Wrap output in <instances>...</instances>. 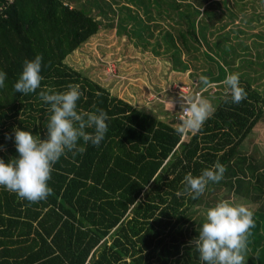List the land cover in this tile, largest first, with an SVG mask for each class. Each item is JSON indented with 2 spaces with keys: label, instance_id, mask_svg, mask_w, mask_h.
<instances>
[{
  "label": "trees",
  "instance_id": "1",
  "mask_svg": "<svg viewBox=\"0 0 264 264\" xmlns=\"http://www.w3.org/2000/svg\"><path fill=\"white\" fill-rule=\"evenodd\" d=\"M120 1L0 0V71L7 73L6 86L0 88V159L7 163L18 156L16 128L46 138L50 113L39 99L45 87L62 92L77 84L83 93L78 109L99 108L110 117L99 147L89 144L83 154L67 153L53 166L48 181L53 194L46 201L29 203L0 187V264H202L189 242L199 235L202 213L226 195L219 189L234 191L245 202L264 201V140L258 133L264 124V0H253L252 11L261 18L247 23L263 26L251 32L258 34L252 60L238 50L247 44L237 41L241 26L234 40L233 29H227L230 53L221 47L220 32L209 38L224 16L233 25L237 17L245 19L247 0H235L241 17L227 0ZM98 16L112 25L116 17L120 36L168 55L174 71H193L195 93L208 92L216 109L199 132L188 139L177 135L180 113H171L165 103L133 104L67 62L99 32ZM37 54L43 57L41 88L27 96L16 93L24 60ZM228 72L239 73L247 92L239 104L225 103L224 88L212 91L199 82L203 75L223 87L220 81ZM217 160L226 167L224 178L210 183L197 199L184 194V176H198ZM251 259L264 264V252Z\"/></svg>",
  "mask_w": 264,
  "mask_h": 264
},
{
  "label": "clouds",
  "instance_id": "2",
  "mask_svg": "<svg viewBox=\"0 0 264 264\" xmlns=\"http://www.w3.org/2000/svg\"><path fill=\"white\" fill-rule=\"evenodd\" d=\"M42 59V55L37 54L34 59L24 60L22 73L13 86L16 93L27 96L41 88ZM6 79L7 73L0 71V88L6 86ZM199 82L204 89L217 86L203 75L199 77ZM220 84L224 88L225 103L239 104L247 98V92L240 86L239 73L228 72ZM82 96L77 84L67 85L62 92L48 87L39 91V99L48 105L50 113L45 126L46 138L34 136L30 131L14 129L18 156L7 163L0 159V187L29 203L46 201L53 194L48 181L53 166L60 158L67 153L73 156L83 154L89 144L100 146L109 130L106 121L110 117L95 106L94 111L78 109L77 102ZM215 110L212 102L203 96L182 97V118L174 131L177 135L199 132ZM7 138L12 137L8 135ZM225 172L226 167L217 160L198 176L188 173L182 181L183 193L197 199L210 183H219ZM202 215L204 222L199 235L189 242L195 246L202 264H246L249 238L256 227L251 207L223 199Z\"/></svg>",
  "mask_w": 264,
  "mask_h": 264
},
{
  "label": "rangeland",
  "instance_id": "3",
  "mask_svg": "<svg viewBox=\"0 0 264 264\" xmlns=\"http://www.w3.org/2000/svg\"><path fill=\"white\" fill-rule=\"evenodd\" d=\"M65 1L69 2L70 0ZM109 1L112 2L113 0ZM125 1L126 0H121L120 3H124ZM247 1V11L243 12L245 19L241 20L237 17V20L235 21L236 23L233 25L231 24V19H224V17H228L224 16L222 21H216L215 26L212 28L214 32L213 34H209V38L215 39L216 34L220 32L221 38L219 37L218 39L223 42L221 47L225 48L230 53L231 50L228 49H230L231 43L228 42L227 32L228 30L230 31L233 29L231 31V37H233L234 40L235 35H237L235 30L237 29V26H241V29H244V31L238 29V32L241 34L238 36L237 41L245 40L247 44L240 46L238 50L245 52V54L242 55V58L245 57L252 60L255 56L251 53H255L256 43L254 40L258 34L253 35L251 32L255 33L259 31L263 28L262 25L264 24H254L253 27L247 25L249 21L254 22L256 20L258 22L261 18L257 12L252 11L253 0ZM219 3L223 4V0H219ZM212 4L214 5V10L216 9L217 12L220 13L219 8H215L216 3ZM226 4L240 17L243 15V13L240 12L239 7L236 5L235 0H227ZM113 5L117 7L118 4L114 3ZM223 8L224 7L220 9ZM258 10H261V8L258 7ZM227 13L230 14V11ZM98 18L102 19V25L99 32L92 36L83 46L75 50L68 57L67 62L72 67L83 71L87 75L89 74L92 78L109 88L112 94L129 100L133 104L147 107L152 105L156 107L158 102H163L171 113H181L182 97H180L175 91L182 93L185 90L188 92L189 96H193V93H195L196 90L194 82L196 83L197 81V78H194L195 76H192L191 74L193 71H191V69L184 73L174 71L171 67V63L167 60L168 55L156 54L152 52L150 47H137L132 41L128 40L127 36H120L116 31V17L114 18L115 25H112L111 20L106 17L103 18L98 16ZM110 18H112L111 13ZM228 19L229 23L225 28H218ZM237 21H240V24H237ZM165 24L166 23H163L162 25ZM224 29L228 30L224 31ZM153 31L155 36L150 37L152 42L156 39L158 33L157 27L153 28ZM215 47L216 45H214V49ZM229 53L227 55H229ZM217 56L223 59V56L220 54H217ZM110 71H113L116 74H111ZM216 88L218 91L222 92L223 87L220 85H217L212 91H215ZM206 94H208V92H205L203 94L204 96L201 94V96L207 98ZM208 97L210 98V96ZM211 97L212 99L214 98V96ZM258 133L259 137L264 140V124L258 127ZM191 134L192 133L186 134V137H184L188 139ZM255 141L257 140L253 138L251 142L252 146L255 144ZM262 145H264V141ZM250 149L253 148L250 147ZM219 190L220 194H226L225 196H222L221 200L228 199L235 203H245L253 210L257 232L249 238L248 252L246 251L247 253H245V259L248 254L251 258H257L260 253L264 252V201L259 203L245 202L238 199L235 196L234 191L226 193V191H221L223 189ZM214 192H216V190L213 191V194ZM251 258L246 259L248 262L247 264H250L252 260ZM255 263H257V261H255ZM251 264H253V261Z\"/></svg>",
  "mask_w": 264,
  "mask_h": 264
},
{
  "label": "built area",
  "instance_id": "4",
  "mask_svg": "<svg viewBox=\"0 0 264 264\" xmlns=\"http://www.w3.org/2000/svg\"><path fill=\"white\" fill-rule=\"evenodd\" d=\"M108 68H109V67H108ZM109 69H110V68H109ZM110 73H111V74H113V73L116 74V73L113 72V71H110ZM201 92H202V91H197V92L195 93V96H197V95L201 96ZM180 93H181V92H180ZM182 94H183L184 97H188V92H187V91L184 90V91L182 92ZM180 118H182V113H180Z\"/></svg>",
  "mask_w": 264,
  "mask_h": 264
},
{
  "label": "crops",
  "instance_id": "5",
  "mask_svg": "<svg viewBox=\"0 0 264 264\" xmlns=\"http://www.w3.org/2000/svg\"><path fill=\"white\" fill-rule=\"evenodd\" d=\"M143 106V105H142ZM149 107V106H148ZM167 107V106H166ZM167 109H168V107H167ZM169 110V109H168Z\"/></svg>",
  "mask_w": 264,
  "mask_h": 264
},
{
  "label": "water",
  "instance_id": "6",
  "mask_svg": "<svg viewBox=\"0 0 264 264\" xmlns=\"http://www.w3.org/2000/svg\"><path fill=\"white\" fill-rule=\"evenodd\" d=\"M187 134H190V133H187Z\"/></svg>",
  "mask_w": 264,
  "mask_h": 264
}]
</instances>
